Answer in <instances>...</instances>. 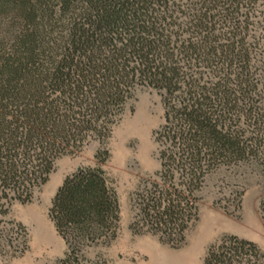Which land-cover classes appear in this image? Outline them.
<instances>
[{
	"label": "trees",
	"instance_id": "1",
	"mask_svg": "<svg viewBox=\"0 0 264 264\" xmlns=\"http://www.w3.org/2000/svg\"><path fill=\"white\" fill-rule=\"evenodd\" d=\"M137 89L160 94L159 169L129 196L134 234L179 247L206 179L264 165V0H0V216L28 204L55 161L98 146L65 177L48 218L65 245L53 264L118 236V198L103 165ZM264 206V200L261 207ZM0 229V253H24ZM202 264H264L251 241L224 236Z\"/></svg>",
	"mask_w": 264,
	"mask_h": 264
},
{
	"label": "rangeland",
	"instance_id": "2",
	"mask_svg": "<svg viewBox=\"0 0 264 264\" xmlns=\"http://www.w3.org/2000/svg\"><path fill=\"white\" fill-rule=\"evenodd\" d=\"M163 121L159 93L137 89L108 143L109 159L103 165L119 204L120 221L117 239L108 247L85 250L87 259L103 258L111 264L156 263L166 255L190 257V264H202L210 245L224 236H236L256 244L264 251V165L240 164L221 168L209 176L200 193L197 220L176 248L159 242L147 234H134L129 225L132 211L129 196L141 180L159 169L153 133ZM98 146L90 144L80 153L58 158L46 184L33 194L28 204L13 203L6 215L0 216V229L11 237L12 246L22 241L21 232L14 233L12 224L26 231L24 253H0V264H53L65 253V245L48 218L52 198L65 177L80 168L92 167ZM203 226L207 239L198 241ZM40 233V235H39Z\"/></svg>",
	"mask_w": 264,
	"mask_h": 264
},
{
	"label": "bare ground",
	"instance_id": "3",
	"mask_svg": "<svg viewBox=\"0 0 264 264\" xmlns=\"http://www.w3.org/2000/svg\"><path fill=\"white\" fill-rule=\"evenodd\" d=\"M207 229L203 226L201 233L199 235L198 241H205L207 239ZM40 235V233H39ZM191 258L190 257H172L166 255L164 258L159 259V262L156 263L154 258H150L148 264H190Z\"/></svg>",
	"mask_w": 264,
	"mask_h": 264
},
{
	"label": "crops",
	"instance_id": "4",
	"mask_svg": "<svg viewBox=\"0 0 264 264\" xmlns=\"http://www.w3.org/2000/svg\"><path fill=\"white\" fill-rule=\"evenodd\" d=\"M61 184H62V181L59 183V186H60ZM59 186H58V187H59Z\"/></svg>",
	"mask_w": 264,
	"mask_h": 264
}]
</instances>
